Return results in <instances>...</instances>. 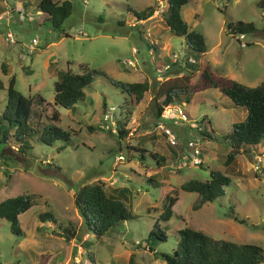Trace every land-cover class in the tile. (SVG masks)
Listing matches in <instances>:
<instances>
[{
  "label": "rangeland",
  "instance_id": "obj_1",
  "mask_svg": "<svg viewBox=\"0 0 264 264\" xmlns=\"http://www.w3.org/2000/svg\"><path fill=\"white\" fill-rule=\"evenodd\" d=\"M35 2L0 0V113L8 79L14 76V88L33 99L32 124L42 129L55 123L71 136L48 145L35 135L25 155L10 148L9 140L0 142V201L18 194L32 196L31 207L19 216L23 235L12 233L8 220L0 217V264H165L155 251L170 252L177 231L185 226L214 239L257 244L264 254V140L226 162L229 145L224 140L165 120L177 136L173 147L157 129L163 119L154 115L156 84L187 75V62L199 58L165 25L167 0H70L72 10L60 30L42 23L44 14ZM142 11L144 18H137L135 13ZM181 16L190 29L204 35L205 58L214 72L248 86L264 80V0H188ZM237 20L253 22L256 30L232 35L227 24ZM7 32L13 33L14 42ZM32 38L38 42L30 53L26 49ZM150 44L156 49H149ZM128 59L133 66L126 64ZM67 68L75 73L85 68L99 71L84 89V98L71 108L53 105L56 70ZM111 79H147L150 87L135 106ZM184 104L197 125L207 115L219 136L242 120L245 110L233 106L215 86L192 92ZM52 107L60 112L57 121L52 120ZM118 121L128 130L121 139ZM4 128L0 123V138ZM193 136L200 138L202 163L180 166L182 149ZM127 144L142 149L144 157L138 158L136 151L128 156ZM158 156L163 160L156 161ZM212 168L230 177L222 196L202 201L196 192L180 188L186 180L207 179ZM88 183H102L109 191L128 189L125 203L132 217L99 238L81 228L73 203L74 191ZM167 194H175L177 200L173 215L163 221L159 214ZM43 211L51 212L56 223H41L38 214ZM156 222L167 239L151 251L144 240ZM58 225L73 229L74 237L58 235Z\"/></svg>",
  "mask_w": 264,
  "mask_h": 264
},
{
  "label": "trees",
  "instance_id": "obj_2",
  "mask_svg": "<svg viewBox=\"0 0 264 264\" xmlns=\"http://www.w3.org/2000/svg\"><path fill=\"white\" fill-rule=\"evenodd\" d=\"M187 1L167 0L163 21L171 32L184 38L187 47L196 51L199 58L196 63L187 62L191 67V71L187 75L170 76L156 84L152 97L155 105L154 115L161 119V113L166 106L189 101L190 94L198 89L217 87L230 99L233 106L245 108V117L232 123L230 130L220 136L214 132L207 115L202 116L199 120L201 128L195 129L200 130L201 134L210 139L227 142L229 151L226 155V162H229L237 154L248 152L264 140V80L254 86H248L211 69L207 58H205L207 47L204 35L197 30L190 29L181 16V7ZM35 5L37 10L44 14L42 23L47 22L56 30L61 29L64 19L70 15L72 10L70 0L61 2L36 0ZM135 14L139 19L144 18V11ZM227 30L232 35H243L254 32L256 26L251 21L237 20L229 22ZM148 48L156 49L154 44H150ZM2 70L6 72V68L3 66ZM98 72L86 68L81 73H75L69 68L56 70L53 105L65 108L74 106L84 98V89L92 82L93 74ZM102 74L106 76L105 73L102 72ZM8 80L6 105L0 113V123L5 125L0 142L6 143L9 140L10 148H16L18 152L25 155L31 149V140L35 135L38 140L48 145L57 140L68 141L70 139L71 132L55 123H48L42 129H38L36 125L32 124V97L23 95L14 88V76L9 77ZM111 82L120 88L135 106L139 104L144 93L150 87V82L147 79L132 82L111 79ZM2 87L3 82L0 79V89ZM41 100L42 98L37 101ZM59 116L60 112L52 107V120L57 121ZM127 131L118 121V138L121 139ZM177 145L176 141L171 146L176 147ZM126 148L128 156L138 152L136 153L138 158L144 157L141 153L143 150L137 146L127 144ZM131 150L132 152H130ZM186 150L187 143L185 149H182L183 153ZM133 156L136 157L134 154ZM160 159L163 160L158 156L156 161H160ZM229 183L230 177L227 174L212 168L207 179H189L181 183L180 188L196 192L202 201H214L224 194L225 186ZM127 193V187L109 191L102 183H88L78 187L73 193V203L81 217V228L99 238L118 222L132 217L125 203L128 199ZM176 200L175 194L165 196L159 219L166 221L171 218ZM31 205L32 196L28 194H18L0 201V217L8 220L12 233L18 236L23 235L19 215L28 210ZM233 217L244 222L243 219H238L235 215ZM38 219L41 223H56L53 214L49 211L39 213ZM157 222L144 240L151 251H155L154 245L157 242L167 239L166 233L157 226ZM57 229L62 231V234L67 238H73L75 235L74 230L70 227L58 225ZM155 252L164 260L165 264H260L264 262L263 250L257 244L214 239L201 230L187 226L177 231L176 245L170 252Z\"/></svg>",
  "mask_w": 264,
  "mask_h": 264
},
{
  "label": "built area",
  "instance_id": "obj_3",
  "mask_svg": "<svg viewBox=\"0 0 264 264\" xmlns=\"http://www.w3.org/2000/svg\"><path fill=\"white\" fill-rule=\"evenodd\" d=\"M7 38L9 41L14 42L13 40V33L7 32ZM37 38H32L31 40V45L26 49L27 52H32L34 49V45L37 44ZM132 51L134 53L137 52L136 48H132ZM127 65H132L133 62L128 59L126 60ZM169 65H166L164 68H168ZM162 70L157 69L158 74L161 73ZM161 120L160 122L157 123V129H159L162 133H164L167 136V139L171 145H174L177 141V136L175 133L165 125L164 121H172L175 124H180V125H189L190 127L198 128L199 125H197L196 121H192L189 118V115L185 109V104L183 103H175L168 105L164 108V110L161 113ZM200 129V126H199ZM200 138L197 136H194V138L188 140L187 142V150L182 153L180 158L178 159V163L181 165L186 164V163H193V164H201L202 163V158H203V153H202V147L200 143ZM120 156H117L119 158Z\"/></svg>",
  "mask_w": 264,
  "mask_h": 264
},
{
  "label": "crops",
  "instance_id": "obj_4",
  "mask_svg": "<svg viewBox=\"0 0 264 264\" xmlns=\"http://www.w3.org/2000/svg\"><path fill=\"white\" fill-rule=\"evenodd\" d=\"M188 2V1H187ZM206 53H207V50H206V52H205V56H206ZM228 77V76H227ZM231 78V77H230ZM234 79V78H233ZM229 107H230V105H229ZM230 108H232V107H230ZM242 114H243V118L245 117V115H246V110H244V109H242ZM22 214V213H21ZM20 216V215H19ZM47 223V222H46ZM45 227V226H44ZM58 233H61V234H58ZM57 234L58 235H61L62 237H64V235L62 234V231H60V232H58ZM23 234H24V231H23ZM59 237V236H58ZM61 238V237H60Z\"/></svg>",
  "mask_w": 264,
  "mask_h": 264
},
{
  "label": "water",
  "instance_id": "obj_5",
  "mask_svg": "<svg viewBox=\"0 0 264 264\" xmlns=\"http://www.w3.org/2000/svg\"><path fill=\"white\" fill-rule=\"evenodd\" d=\"M45 228V227H44ZM52 229H50L51 231ZM58 234H61V233H58ZM65 237L67 238V236L65 235ZM125 237H129V233H127V235Z\"/></svg>",
  "mask_w": 264,
  "mask_h": 264
}]
</instances>
